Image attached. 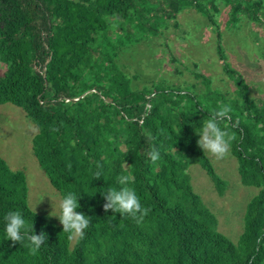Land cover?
Returning a JSON list of instances; mask_svg holds the SVG:
<instances>
[{
	"label": "trees",
	"instance_id": "obj_1",
	"mask_svg": "<svg viewBox=\"0 0 264 264\" xmlns=\"http://www.w3.org/2000/svg\"><path fill=\"white\" fill-rule=\"evenodd\" d=\"M223 1L236 3L229 14L236 23L242 10L259 20L264 7V0ZM186 8L213 24L219 11L218 0H0V60L7 64L0 104L21 107L37 126L39 166L61 198L79 197L76 211L91 221L82 240L68 241L59 221L30 208L25 174L0 157V264H264V106L228 66L220 33L217 52L235 78V96L212 90L198 72L202 93L192 86L132 89L139 75L128 76L118 63L123 49L158 34ZM222 105L232 108L221 127L236 136L230 152L240 180L259 189L236 242L218 231L186 171L198 162L222 193L224 181L197 145L203 124ZM152 148L160 153L155 164ZM122 175L151 209L142 224L103 209L102 194L119 189ZM9 211L46 234L35 256L27 247L32 231L22 229L25 239L14 246L5 239Z\"/></svg>",
	"mask_w": 264,
	"mask_h": 264
},
{
	"label": "rangeland",
	"instance_id": "obj_2",
	"mask_svg": "<svg viewBox=\"0 0 264 264\" xmlns=\"http://www.w3.org/2000/svg\"><path fill=\"white\" fill-rule=\"evenodd\" d=\"M235 5L218 0L219 11L214 14V24L196 9L186 8L175 20L168 19L161 25L158 34L147 33L146 40L123 49L118 59L122 70L128 76L139 75L131 81L130 87L190 89L192 86L195 93H202L206 85L202 79L195 78L193 72H198L208 77L212 90L235 96V78L224 70L223 59L217 52L220 33L221 53L228 66L243 76L249 96L257 105L264 106V7L257 12L259 20L242 10L240 21L236 23L229 15ZM6 70L7 64L0 60V76ZM37 130L21 107L0 104V157L10 169L25 174L30 208L58 223L59 219L51 215H59L58 204L62 198L33 153ZM205 155L224 181L222 193L195 161L186 169L190 183L215 216L218 231L236 242L244 230L247 205L259 189L242 184L236 158L231 152L222 160Z\"/></svg>",
	"mask_w": 264,
	"mask_h": 264
},
{
	"label": "clouds",
	"instance_id": "obj_3",
	"mask_svg": "<svg viewBox=\"0 0 264 264\" xmlns=\"http://www.w3.org/2000/svg\"><path fill=\"white\" fill-rule=\"evenodd\" d=\"M231 112L232 108L230 105H222L218 110H213L203 124L199 134L196 133L200 137L197 141L198 147L209 157L216 160H222L227 157L230 153L232 142L236 140L234 133L228 131L227 128L222 129L221 127L223 121H231ZM235 126L234 124L233 127ZM148 156L153 164L160 159V153L155 148L151 149ZM94 175L96 179H100L102 173L97 171ZM131 179L128 175L120 176L117 183L121 187L119 189L110 187L102 194L106 200L103 209L105 212L111 210L113 213H119L122 217L128 216L137 224H142L151 209L142 207L136 191L127 186ZM78 199L79 197L75 193L69 192L59 201V215H51L59 219L60 224L63 226V233L67 234V239L70 242L82 240L91 222L89 217L76 211L80 206ZM4 220L6 222L4 227L5 239L12 241L13 246L25 239V236L21 234L22 229L25 235L32 231L31 235H27V240L29 241L27 247L30 254L35 256L44 244L46 234L43 232L39 235L35 234L33 225H26V221L19 211H9L5 215Z\"/></svg>",
	"mask_w": 264,
	"mask_h": 264
}]
</instances>
